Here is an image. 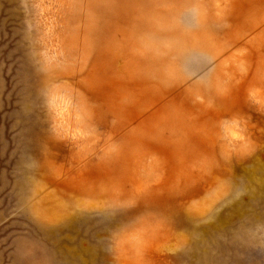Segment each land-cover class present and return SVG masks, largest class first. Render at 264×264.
Listing matches in <instances>:
<instances>
[{
  "label": "rangeland",
  "instance_id": "obj_1",
  "mask_svg": "<svg viewBox=\"0 0 264 264\" xmlns=\"http://www.w3.org/2000/svg\"><path fill=\"white\" fill-rule=\"evenodd\" d=\"M0 264H264V0H0Z\"/></svg>",
  "mask_w": 264,
  "mask_h": 264
}]
</instances>
